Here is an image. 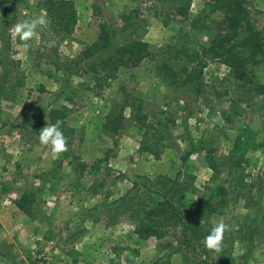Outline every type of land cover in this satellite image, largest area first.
Segmentation results:
<instances>
[{
  "label": "rangeland",
  "instance_id": "374dc122",
  "mask_svg": "<svg viewBox=\"0 0 264 264\" xmlns=\"http://www.w3.org/2000/svg\"><path fill=\"white\" fill-rule=\"evenodd\" d=\"M45 1L0 0V264H221L220 257L223 264H264V94L249 93L241 115L227 120L214 96L215 90H223L220 81L229 74L227 65L208 61L197 95L165 85L158 67L162 58L172 57L163 51L178 35L190 32L199 52L209 44V33L191 27L193 15L206 8L205 0H193L188 17L175 14L178 3L173 0H67L72 15L66 20L68 29L65 22L57 25ZM247 4L264 34V0ZM220 14H212L210 23ZM41 15L46 23L26 46L14 34L15 26ZM126 15L131 18L125 22ZM136 19L139 23L123 30ZM101 22L117 31L104 55L132 36L157 52L125 69L110 86L94 81L93 71H81L89 60L77 62L80 51L97 39ZM262 76L264 70L258 79ZM256 85L254 81L251 87ZM25 101L45 107V114L29 112ZM53 110H67L65 119L57 121L67 150L58 154L39 140L40 130L53 125L50 115H62ZM121 111L125 126L115 133L108 115L120 116ZM137 111L148 116L161 136V159L140 152L144 129L135 121ZM234 140L247 147L243 171L254 187L246 198L228 196V205L210 220L212 226H228L221 251L207 248L209 255L197 256L181 243L179 228L142 238L133 220L118 215L112 222L107 216V206L138 176H175L181 155L192 146L196 150L182 169L197 176L200 194L208 196L203 190L212 173L207 149L219 160ZM83 162L89 166L80 170ZM219 168L218 182L226 180L229 170ZM51 182H56L54 189H49ZM24 192H33L37 200L31 215L18 216L14 202ZM225 250L232 253L230 259L221 256Z\"/></svg>",
  "mask_w": 264,
  "mask_h": 264
},
{
  "label": "trees",
  "instance_id": "16d2710c",
  "mask_svg": "<svg viewBox=\"0 0 264 264\" xmlns=\"http://www.w3.org/2000/svg\"><path fill=\"white\" fill-rule=\"evenodd\" d=\"M158 1L161 3L166 0ZM173 1L178 3L175 14L188 17L193 0ZM68 3L67 0L45 1L47 12L58 20V26L65 22L66 29L69 28L66 20L72 17L71 12L66 8ZM247 3L248 0H205L206 8L193 15L191 27L197 29L199 33L205 31L209 33L211 36L209 44L201 46L199 49L202 51L199 52L192 45L190 32L178 35L175 38L177 41L173 45L169 44L166 51H163V53L171 52L172 57L168 59L164 57L158 64L163 71L160 75L165 85L175 89L182 88L184 92L191 90L195 95L201 91L200 76L208 61L217 59L227 65L229 74L220 81L223 90L214 92V96L218 99L217 104L222 107L221 113L227 120L241 115V104L248 102L249 93L255 97L264 94V76L258 79L260 72L264 70V34L253 22ZM218 12H221L220 16L210 23L209 18L212 19V14ZM123 18L126 22L131 16L126 15ZM139 21L136 19L126 24L123 30L134 27ZM99 26L100 33L97 39L81 50L77 56V62L80 64L90 61V64L81 71L84 73L93 71L97 77L94 81L110 86V82L125 69L139 65L150 55L155 57L157 52L150 50L148 42L133 36L104 55L103 52L112 47V40L117 31L107 22H101ZM136 32L137 29H134L132 35ZM239 80L241 82H238ZM254 81L257 85L251 87ZM228 95L231 98L226 99ZM24 106L33 113L39 109L40 116L46 111L45 107L37 108L28 101L24 102ZM182 107L188 108L187 104ZM54 112L62 115L56 117L50 115L49 121L52 124L59 120L63 121L67 115V110L64 113L57 110H53ZM108 116L113 119L111 126L113 132L116 133L125 126L122 111L120 116L113 114ZM134 118L144 129L139 146L140 152H148L153 158L161 159L164 152L162 138L155 133L154 123L148 120V116L141 115L138 111ZM194 150L196 148L192 146L181 155V167L175 176L169 174H159L154 177L138 176L132 187L107 206V216L111 221L113 222L118 215L126 216L134 221L135 231L142 238L162 237L168 230L179 228L183 233L182 244L192 248L197 256L209 255L204 239L213 227L210 220L218 213V208L222 209L223 206L228 205V196L233 195L236 201L241 197L246 198L252 193L254 186L245 180L246 175L243 171V164L248 162L247 147L240 142H234L228 155L220 156L219 160H214L211 155L213 150L207 149L209 152L207 164L212 173L205 182L203 190L209 194L208 196L200 194L201 190L196 184L197 176L182 169ZM223 165L229 169L228 176L226 180L218 182L222 171L219 167ZM80 166L82 168L79 167L80 170H84L89 164L83 162ZM36 200L37 196L33 192H24L15 204L21 213L28 216L32 214V205ZM261 224L264 227V216L261 217ZM248 225L252 229V224L248 223ZM231 255L232 253L229 254L226 250L221 253V256H228L229 259ZM219 260L221 264L226 263L224 257H220Z\"/></svg>",
  "mask_w": 264,
  "mask_h": 264
},
{
  "label": "clouds",
  "instance_id": "9594fccd",
  "mask_svg": "<svg viewBox=\"0 0 264 264\" xmlns=\"http://www.w3.org/2000/svg\"><path fill=\"white\" fill-rule=\"evenodd\" d=\"M45 23L46 18L43 15L19 22L15 26L14 34L17 35L21 41L26 42L27 46V42L36 37L37 28L43 26ZM39 140L41 144H50L54 154L67 150L66 138L59 128V122L53 125L47 124V126L43 127L39 133ZM227 228L228 226L222 222L214 225L210 233L204 239L205 246L216 252L221 251L224 233Z\"/></svg>",
  "mask_w": 264,
  "mask_h": 264
},
{
  "label": "crops",
  "instance_id": "0c3cea01",
  "mask_svg": "<svg viewBox=\"0 0 264 264\" xmlns=\"http://www.w3.org/2000/svg\"><path fill=\"white\" fill-rule=\"evenodd\" d=\"M253 132H256L255 130H253ZM257 142H259V139L256 140ZM234 142H240V143H243L241 142L240 140H234ZM256 142V143H257ZM55 185H56V182H51L50 185H49V189H54L55 188ZM48 187V186H47ZM46 188V186H45ZM14 208L16 210V213L15 215H20L21 214V211L19 210V208L16 206L15 202H14Z\"/></svg>",
  "mask_w": 264,
  "mask_h": 264
}]
</instances>
